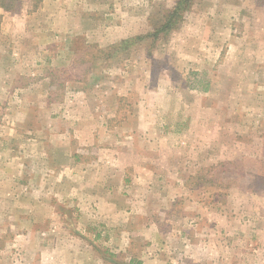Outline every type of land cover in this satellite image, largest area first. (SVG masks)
<instances>
[{
    "label": "rangeland",
    "instance_id": "374dc122",
    "mask_svg": "<svg viewBox=\"0 0 264 264\" xmlns=\"http://www.w3.org/2000/svg\"><path fill=\"white\" fill-rule=\"evenodd\" d=\"M94 1L0 10V264H264V0Z\"/></svg>",
    "mask_w": 264,
    "mask_h": 264
},
{
    "label": "trees",
    "instance_id": "16d2710c",
    "mask_svg": "<svg viewBox=\"0 0 264 264\" xmlns=\"http://www.w3.org/2000/svg\"><path fill=\"white\" fill-rule=\"evenodd\" d=\"M30 1H31V9L27 8V10L29 11L36 9L41 2V0H30ZM187 1L188 0H177L175 5L172 7V9L168 11L167 16L165 17V20L161 24V26L149 35L156 37L160 32H166L167 30L171 29L174 26V24L177 22V19L180 16V11L183 9V6ZM20 2L21 0H0V10L10 13H15L21 8Z\"/></svg>",
    "mask_w": 264,
    "mask_h": 264
},
{
    "label": "crops",
    "instance_id": "0c3cea01",
    "mask_svg": "<svg viewBox=\"0 0 264 264\" xmlns=\"http://www.w3.org/2000/svg\"><path fill=\"white\" fill-rule=\"evenodd\" d=\"M59 1V0H57ZM95 3H98L97 1L94 0H87V2H84L85 5H95ZM4 18V17H3ZM201 246L203 245V243L200 241L199 243ZM159 250V249H156ZM163 256V253L159 250V251H155L153 254L150 255L151 258L149 259H145L144 262H142L143 264H177V260L174 259V255H169L167 253V255L164 256V260L161 261V257ZM142 257H139V259H141ZM143 260V259H142Z\"/></svg>",
    "mask_w": 264,
    "mask_h": 264
}]
</instances>
